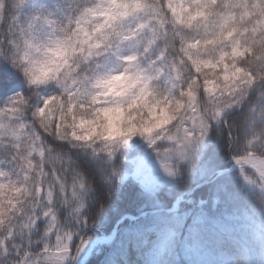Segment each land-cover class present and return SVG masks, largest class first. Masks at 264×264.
<instances>
[{
    "label": "clouds",
    "instance_id": "clouds-1",
    "mask_svg": "<svg viewBox=\"0 0 264 264\" xmlns=\"http://www.w3.org/2000/svg\"><path fill=\"white\" fill-rule=\"evenodd\" d=\"M25 3L0 0V60L28 90L0 104L2 142L19 145L0 167V244L13 230L21 237L42 206L41 184L46 198L51 183L44 165L59 168L24 130L34 122L33 97L44 101L39 124L71 148L111 158L137 137L160 171L176 177L181 164L191 171L203 124L264 76V0H54L22 15ZM239 128L244 144L256 138L251 150L264 170V99L252 101ZM256 173L251 180L264 190ZM72 184L71 176L70 192ZM75 190L72 207L82 200L84 208L87 189ZM46 231L37 237L48 245L44 257L36 250L0 264H63L67 237L53 242Z\"/></svg>",
    "mask_w": 264,
    "mask_h": 264
},
{
    "label": "snow or ice",
    "instance_id": "snow-or-ice-1",
    "mask_svg": "<svg viewBox=\"0 0 264 264\" xmlns=\"http://www.w3.org/2000/svg\"><path fill=\"white\" fill-rule=\"evenodd\" d=\"M264 80V76L257 75L253 79H250L247 84L250 88L253 84L257 81ZM246 96L241 95L239 97L234 98V103L229 105V108L239 105ZM41 102L37 103L36 105H32L31 111L33 114L34 122L29 125H24V130H31L38 139V142L45 146V154L51 153L54 156L56 163L59 164V168L55 165L49 168L47 165H44L45 168V178H51V183L47 190V196L44 197V188L43 184H41V197H42V206H38L35 209L33 216L29 219L27 225L24 226V232H22L21 238L23 240V236L25 233L27 234V241L30 245L32 243L31 236L33 234V229L38 227V221L41 217L45 218L46 220V234L48 237L53 235L67 237L68 243L65 245L66 248H71V245L75 243L73 232L75 230V225L80 223L81 221H86L82 216L74 215L78 214L80 209L83 207V201L79 203L78 206L72 207L71 200L75 199L78 195L77 191L75 190L79 187L80 190H86L85 183L83 177L81 176L80 172L74 166V162L72 161L68 151H65L69 146L64 140L52 133V131L46 127H43L39 124V113L43 110V103L44 101L40 100ZM223 111H220L218 116H215V119H219L223 115ZM211 119V118H210ZM210 126V120L206 121L203 124V130L206 133ZM204 135L202 134L200 139L202 140ZM51 138V139H48ZM5 138L0 136V148H6L7 153L9 155L13 153H18L19 145L12 144V143H3L2 141ZM256 138L253 137L248 141L249 148L251 149V145L255 142ZM254 156V152L248 151L246 152L245 157H237L236 162L240 164L242 160L249 159ZM17 156L12 155V159L15 160ZM253 167L260 171L261 176H264V170H261L257 167L256 163H253ZM50 169V170H47ZM243 171V169H242ZM63 173V174H62ZM71 174L73 178V184L71 188L73 189L71 192L69 191V185L66 182V177ZM246 180H249L248 176H245ZM57 203L64 204L72 208V211L69 213V218L65 222H61L57 215L55 206ZM69 223L71 227H69ZM45 226V225H44ZM16 236L15 230L8 236V238L0 244V257L7 258L9 255H13V260L19 261L22 257L29 258L36 250H40V256L44 257L46 253L49 251L48 245H46L43 240H41V246L35 250H30L29 247L23 246L22 244H12L11 247L8 246L7 242L10 239H14ZM59 236L57 238H59ZM84 244V240H80V245L77 246V251L79 248ZM62 259H65L62 257ZM37 264H40V261H37Z\"/></svg>",
    "mask_w": 264,
    "mask_h": 264
},
{
    "label": "rangeland",
    "instance_id": "rangeland-1",
    "mask_svg": "<svg viewBox=\"0 0 264 264\" xmlns=\"http://www.w3.org/2000/svg\"><path fill=\"white\" fill-rule=\"evenodd\" d=\"M206 134V133H205ZM203 139L200 141L199 143V146L197 148V153L195 156L198 157V155L200 154V150L203 148ZM130 148H133L135 150H140L141 149V152L142 154H152V155H155L151 148H149L147 146V144L145 142H143L142 140H140L139 138L137 137H134L132 138L127 145H125L123 148H121L120 150L122 149H125V150H129ZM252 160V159H251ZM148 166L149 168L147 169L146 171V174H149L148 176H144L145 179H143L145 181V184L147 185L148 187V190L150 193L154 192L155 191V184L157 185H160V184H163L165 182V180H167L169 177L168 176H165L159 169V166L157 165V162L155 160V156L151 157L149 159V162H148ZM194 169V168H193ZM192 169V170H193ZM196 177H201L203 175V172L198 170L196 171L195 173ZM246 181V180H244ZM85 197H86V194H85ZM213 205V204H211ZM254 208V205L253 203L250 205V209L253 210ZM71 212V211H70ZM83 213V208L80 209L79 213L78 214H74V215H79L81 216ZM226 217H229V218H234L236 217V214L234 213H229ZM45 220V218L41 217L40 220L38 222H43ZM43 226L46 224V220L43 222ZM71 227V225L69 226ZM83 227V223L82 221L78 224L75 225V230L74 232H77L79 231L81 228ZM43 229V227H42ZM20 239L21 237L20 236H15L14 237V243L15 244H20ZM24 241V240H22ZM13 243V239H10L7 244L8 246H10V243ZM87 242H84V244L79 248V251L76 250L75 254H74V257L72 259H76L78 258L82 253L83 251L85 250V247H86V244ZM23 244V243H22ZM41 246V241H40V245ZM151 249V247L149 248V250ZM10 257V256H8ZM8 257L6 259H8ZM5 258H2L0 257V261H3ZM70 255H68L67 257H65L64 261H63V264H68L69 261L72 260Z\"/></svg>",
    "mask_w": 264,
    "mask_h": 264
},
{
    "label": "trees",
    "instance_id": "trees-1",
    "mask_svg": "<svg viewBox=\"0 0 264 264\" xmlns=\"http://www.w3.org/2000/svg\"><path fill=\"white\" fill-rule=\"evenodd\" d=\"M9 88H11V86ZM8 89L5 90L3 92V94L0 96V104H3L5 98H7V97H9V96H11L13 94V92L8 91ZM234 124L235 123H231L230 125L233 126ZM223 132H224V130H221L219 133L222 134ZM48 139H51V138H48ZM5 151H6V148H0V156H4ZM65 151H68L71 159H75V160L79 161L77 163H74V166L76 168H78V167H80V169H86L87 168V159L80 160V158L78 157L76 151L74 149H72L70 146H68L67 149H65ZM70 180H71V178L68 177V181H70Z\"/></svg>",
    "mask_w": 264,
    "mask_h": 264
}]
</instances>
